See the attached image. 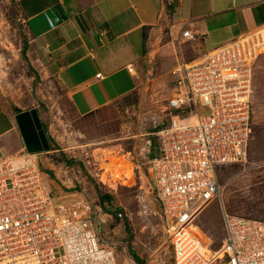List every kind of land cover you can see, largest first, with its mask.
Here are the masks:
<instances>
[{
  "label": "built area",
  "instance_id": "1",
  "mask_svg": "<svg viewBox=\"0 0 264 264\" xmlns=\"http://www.w3.org/2000/svg\"><path fill=\"white\" fill-rule=\"evenodd\" d=\"M161 4L160 14L167 16L171 1ZM186 23H178L177 43L195 39ZM263 51L261 25L199 60L177 63L168 95L154 102L147 119L152 140H146L140 165L159 205L170 264H264V221L221 209L222 237L214 249L193 224L219 196L218 171L245 160L252 74ZM44 153L21 147L0 155V264H118L116 251L124 247L111 240L112 227L100 234V209L83 189L52 188L38 160ZM113 212L116 221L126 216L116 205L103 215Z\"/></svg>",
  "mask_w": 264,
  "mask_h": 264
},
{
  "label": "rangeland",
  "instance_id": "2",
  "mask_svg": "<svg viewBox=\"0 0 264 264\" xmlns=\"http://www.w3.org/2000/svg\"><path fill=\"white\" fill-rule=\"evenodd\" d=\"M179 18H187L184 6L175 9L173 19ZM158 19L150 37L154 48L171 39L166 16L161 14ZM201 39V48L208 49L209 39ZM172 42L176 51L169 55L170 61L165 60L168 67L176 64V58L177 62L191 61L199 54V45L194 41ZM155 63L152 60L150 65ZM159 83V79L153 83L144 80L140 93L134 90L92 113L77 115L56 79L44 73L42 66L30 56L16 1L0 0V101L8 110L36 109L50 144L48 151L60 149L40 154L39 163L51 167L58 179L67 176L66 185L73 175L85 182V186L80 183L74 189H83L88 200L100 209L99 218L104 221L100 224V234L105 236L108 227L114 226L111 240L121 242L124 247L116 251L118 264H170L171 260L159 205L140 165L147 150L146 140H152L149 134L153 131L152 123L147 119L152 115L155 100L169 92L161 89ZM251 84V133L245 160L218 171L219 196L209 201L193 221L197 226L195 233L211 241V249L217 247L222 237L221 209L230 215L264 221V51L255 61ZM68 161L76 168L75 174L71 169L65 172ZM87 179L124 210L126 216L120 227L103 215L101 202L107 197L96 199ZM129 250L138 260L129 256Z\"/></svg>",
  "mask_w": 264,
  "mask_h": 264
},
{
  "label": "crops",
  "instance_id": "3",
  "mask_svg": "<svg viewBox=\"0 0 264 264\" xmlns=\"http://www.w3.org/2000/svg\"><path fill=\"white\" fill-rule=\"evenodd\" d=\"M15 1L30 56L42 66L44 73L56 79L79 116L92 113L134 90L140 93L144 80L153 83L159 79L158 86L168 89L172 79L170 71L179 62L176 58V64L168 67L165 60L170 61L169 55L175 54L172 40L178 37L181 21L187 22L186 28L195 35L194 42L199 45L195 60L201 59L211 46L264 25V0H164L171 1L165 22L171 39L154 48L150 37L161 15L162 0ZM183 6L187 18L173 19L175 9ZM202 37L209 39L208 49L201 48ZM152 60L157 61L155 66L150 65ZM14 114L13 109H6L0 101V155L12 154L23 147ZM59 151L54 148L44 154ZM72 164L67 162L65 172L71 169L76 173ZM43 168L49 171L53 189L76 188L80 183L85 186L75 175L66 185L67 176L58 179L51 167ZM88 181L96 199L107 197L101 202L106 214L108 206H114L111 197L100 193ZM113 213L110 222L120 227L121 221H116ZM108 228L113 232V225ZM129 254L138 260L133 251L129 250Z\"/></svg>",
  "mask_w": 264,
  "mask_h": 264
},
{
  "label": "water",
  "instance_id": "4",
  "mask_svg": "<svg viewBox=\"0 0 264 264\" xmlns=\"http://www.w3.org/2000/svg\"><path fill=\"white\" fill-rule=\"evenodd\" d=\"M14 121L23 147L28 153L44 152L50 148L49 141L40 123L36 109L13 108Z\"/></svg>",
  "mask_w": 264,
  "mask_h": 264
},
{
  "label": "bare ground",
  "instance_id": "5",
  "mask_svg": "<svg viewBox=\"0 0 264 264\" xmlns=\"http://www.w3.org/2000/svg\"><path fill=\"white\" fill-rule=\"evenodd\" d=\"M197 235L201 238V236L199 234H197Z\"/></svg>",
  "mask_w": 264,
  "mask_h": 264
},
{
  "label": "trees",
  "instance_id": "6",
  "mask_svg": "<svg viewBox=\"0 0 264 264\" xmlns=\"http://www.w3.org/2000/svg\"><path fill=\"white\" fill-rule=\"evenodd\" d=\"M47 173H49V171H47Z\"/></svg>",
  "mask_w": 264,
  "mask_h": 264
}]
</instances>
